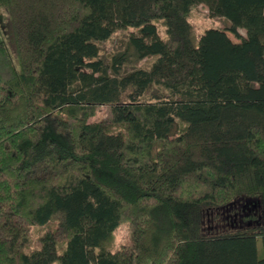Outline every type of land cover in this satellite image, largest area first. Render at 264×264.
I'll use <instances>...</instances> for the list:
<instances>
[{"label":"trees","instance_id":"obj_1","mask_svg":"<svg viewBox=\"0 0 264 264\" xmlns=\"http://www.w3.org/2000/svg\"><path fill=\"white\" fill-rule=\"evenodd\" d=\"M55 260L264 264V0H0V264Z\"/></svg>","mask_w":264,"mask_h":264},{"label":"rangeland","instance_id":"obj_2","mask_svg":"<svg viewBox=\"0 0 264 264\" xmlns=\"http://www.w3.org/2000/svg\"><path fill=\"white\" fill-rule=\"evenodd\" d=\"M189 21L191 22L196 38L207 28H226L228 23L221 17L212 16L207 8L201 3H195L192 7L191 15L189 17ZM160 35L163 36V28L157 24ZM238 32L243 35L244 31L242 29H238ZM127 30L120 29L116 31L112 37L99 44L101 58L104 61H107L111 54L118 51L121 48L124 38L126 37ZM228 36L235 42H238L239 39L235 37L230 32H227ZM149 63V60H141L134 64V66H142L145 67ZM124 70H130L133 67V64H126L124 66ZM110 118L109 110L107 107L102 106L98 109L95 117L91 118V120H99L103 119L104 121H108ZM31 226L26 236L23 239V250L25 253H30L33 250H36L40 247V237L48 230V226ZM130 233H131V225L127 222H123L119 224L113 232L112 238L107 243L106 249L110 251H116L121 246L130 242ZM52 264H59L57 260H55ZM93 264V263H90Z\"/></svg>","mask_w":264,"mask_h":264}]
</instances>
